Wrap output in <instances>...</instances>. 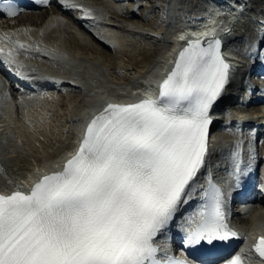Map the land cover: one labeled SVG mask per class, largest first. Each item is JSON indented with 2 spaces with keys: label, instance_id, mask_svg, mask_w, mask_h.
I'll return each instance as SVG.
<instances>
[{
  "label": "snow or ice",
  "instance_id": "6c2138e0",
  "mask_svg": "<svg viewBox=\"0 0 264 264\" xmlns=\"http://www.w3.org/2000/svg\"><path fill=\"white\" fill-rule=\"evenodd\" d=\"M19 11L13 0H0L8 17ZM6 56L15 63L12 51ZM229 71L219 39L188 41L155 99L108 104L62 170L27 193L0 194V264H187L157 259L153 239L195 191L208 151L209 110ZM205 195L187 246L236 236L221 189L210 182ZM253 249L264 258V236ZM229 264H241L240 256Z\"/></svg>",
  "mask_w": 264,
  "mask_h": 264
},
{
  "label": "bare ground",
  "instance_id": "6f19581e",
  "mask_svg": "<svg viewBox=\"0 0 264 264\" xmlns=\"http://www.w3.org/2000/svg\"><path fill=\"white\" fill-rule=\"evenodd\" d=\"M155 1H159L158 9L146 7V14L143 11L138 14L139 7L134 5L132 9H127L125 1L86 0L102 20L96 26V31H102V34L97 36L86 30L80 21L60 11L61 6L57 3L22 15L14 22L0 23V32L16 35L24 32L74 57L69 66L51 57L38 55L27 44L25 47L28 50L19 48L18 44L4 47L7 45L5 39L0 38V48L4 49V53H0L1 61L29 74L33 71L34 76L47 74L61 81L71 77L81 84L68 86V83L58 82V85L63 84L60 92L50 86L45 95L21 99L9 95L0 86V192L26 190L32 184L30 178L40 177L45 170L57 168L59 162L72 156L82 140V131L91 112L107 104L110 96L133 102L145 91L135 83L142 79L147 82L152 78L160 80L162 72L164 74L169 70L177 50L184 46L185 36L193 32L177 29L182 28L184 21L195 22L196 19H208L205 28L212 33L221 32L230 25L234 27L224 45L232 63L228 82L213 104L214 108H218L213 113L223 118L213 122L215 133L209 141L205 163L194 180L195 191L187 198L188 201L201 195L206 188V177L213 172L219 175L217 170L224 163H228V168L229 165L233 168L240 165L242 171L246 170L247 165L243 167L242 164L248 160L252 147L240 144L233 131L222 124L238 116L255 118L264 128V109L248 113L236 106L231 109L230 105L242 96V75L249 72L251 58H243V53L252 45L261 43L251 28L259 18L264 20V0H247L246 9L242 7L241 12L237 9L239 0H219L218 6L202 8H198L194 0ZM200 10H208V14ZM221 14L224 17L219 20ZM8 51L13 52L15 63L6 56ZM245 93L249 95V91ZM249 101L246 96L245 102ZM247 115L250 116L243 117ZM241 125L250 128L248 124ZM246 137L247 134H243L241 138ZM262 137L259 155H264V135ZM232 180L231 176L227 177V187L231 186ZM240 204L236 208L247 206L242 201ZM184 211L186 208L182 204L178 212L183 214ZM235 221L239 225L238 232L246 235L248 243L264 234V211L255 209L240 213ZM170 233L174 235L173 229ZM251 260V264L258 262Z\"/></svg>",
  "mask_w": 264,
  "mask_h": 264
},
{
  "label": "rangeland",
  "instance_id": "374dc122",
  "mask_svg": "<svg viewBox=\"0 0 264 264\" xmlns=\"http://www.w3.org/2000/svg\"><path fill=\"white\" fill-rule=\"evenodd\" d=\"M138 9H140V10L137 11L138 14H140L142 11H143V12L145 11L144 8H143V6H142V7H139ZM142 9H143V10H142ZM139 11H140V12H139Z\"/></svg>",
  "mask_w": 264,
  "mask_h": 264
}]
</instances>
